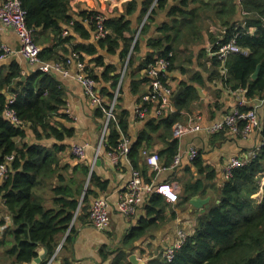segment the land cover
<instances>
[{"label":"trees","instance_id":"obj_1","mask_svg":"<svg viewBox=\"0 0 264 264\" xmlns=\"http://www.w3.org/2000/svg\"><path fill=\"white\" fill-rule=\"evenodd\" d=\"M19 1L25 10L26 27L32 30L33 42L41 49L39 59L44 63H62L64 67H71L68 61L75 54L76 60L85 63L89 76L96 81L104 102L110 101L117 89L120 93L126 76L131 75L130 92L137 95V103L142 102L144 107L150 108L151 102L142 101V96L150 89V78L145 72L144 76L139 77L132 71L128 74L129 70L134 67L145 70L157 58L168 57L170 53L168 69L170 73L180 48L186 50L201 43L203 27L200 21L206 14L223 27V32L218 37L208 33V39L212 44L209 53L217 51L231 38H234L239 48V52L230 54L224 62L211 55L208 67L204 65L205 63H200V59L207 55L205 50L197 54V63L207 71L208 82L217 87L211 90L214 95L212 96L217 99L224 91L231 93L246 90L247 99L264 97V0H239L244 16L236 21L237 4L234 0H173L174 4L168 11V17L173 21L171 24L168 22L162 24L158 36L148 40L150 52L137 66L133 54L129 55L127 62L129 69L122 79V70L115 72L116 68L105 64L102 56L96 53L99 47L112 54L122 45L120 56L124 60L127 58L132 46L133 33L124 19L102 18L103 28L108 30V34L95 38L97 30L95 19L101 16L95 10H81L77 17H73L71 0ZM152 2L153 0L143 2L142 15L151 8ZM166 6L167 0H156V5L150 9L141 28V34L147 33V22L152 14ZM135 9V0L125 2L126 14ZM64 30L68 31L66 35H63ZM48 34L53 35L50 43L41 47L44 42H48V39H45ZM92 38H95L97 47L93 42H89ZM137 43L138 41L134 43L133 51ZM185 60L189 62V56H186ZM1 61L0 163L9 155H13V160L10 162L11 171L0 181V196L10 215V225L0 216V227H4L0 230V245L6 244V238L9 237L11 246L6 253L13 257L15 264H29L37 257L39 246L47 249L46 259H49L55 254L63 235L66 234V237L62 246L72 240L76 233L73 221H80L88 216L90 198H96L100 192H104L107 189V181L102 180L88 164L83 163L81 175L86 186L84 183L68 179L65 186L52 188L56 192L52 194V207H45L44 196L39 191L48 188L54 174H58L59 154L67 148L63 142H58L74 135L73 128L62 126L58 129L50 123V118L64 104V90L54 71L36 69L22 74L23 65L16 58L11 56ZM257 65H260L258 75L252 79L251 75ZM98 68H101L99 73L96 70ZM168 81L169 74L163 83L166 84ZM191 81V85L185 81L180 83L183 91L172 102L173 111L160 117H148L144 121L143 130L129 145L127 158L133 169L140 171L142 182L148 181L147 168L142 160L143 151L148 153L154 143H162L157 155L165 168L172 165L174 157L178 154V138L173 137V126L183 122L184 113H189L192 104L199 98L193 85L194 83L204 85L199 70L194 72ZM107 82L109 86L105 85ZM119 100L118 97L114 105L115 118L109 121L108 131L102 143L107 151L116 149L121 134L126 135L128 131V113L121 109ZM212 103L211 107L217 111L220 107L218 101ZM6 108L12 109L24 126L17 127L7 120L4 114ZM240 108L247 109L245 106ZM96 114L103 118L100 107L96 109ZM27 128L31 129L38 140L54 137L56 142L50 146L26 143L24 138ZM259 131L262 145L255 156L242 166L233 168L231 175L222 178L218 186L214 183L217 175L215 170L203 165L198 153L192 162L197 177L183 182L181 200L188 202L196 196H205L206 189L210 188L216 191L217 201L212 200L205 205L194 229L185 233L182 244L174 251L171 259L162 253L149 258L145 264H264V184L262 199L258 201L254 197L259 193L261 180L264 178V117L261 118ZM217 134L220 135L221 143L225 142L229 135L225 129H221L212 133L211 137ZM185 170H188V167ZM148 196L143 205L145 216L129 229L124 237L125 244L138 239L163 221L162 212L167 204L157 193ZM101 255L103 258L107 256L104 251ZM126 257L127 254L119 249L111 264H130L126 262ZM54 258L56 259V255ZM46 259L40 264H46ZM58 264L72 263L68 259H63Z\"/></svg>","mask_w":264,"mask_h":264},{"label":"crops","instance_id":"obj_2","mask_svg":"<svg viewBox=\"0 0 264 264\" xmlns=\"http://www.w3.org/2000/svg\"><path fill=\"white\" fill-rule=\"evenodd\" d=\"M127 1L128 0H71L70 7L73 17H77L78 12L81 10H95L105 15L107 19H124L133 33V41H138L136 49L134 51L131 49L130 51V55L133 54L135 66H137L139 61L150 52L148 40L158 36V30L162 24L166 22L171 24L173 21V19L168 17V11L174 4V1L167 0V6L165 8L157 9L156 12L152 14L150 20L147 22L148 30L146 34H141V28L150 11L149 9L147 13L143 15L141 13L142 4L145 0H135L136 9L133 12L126 14L125 2ZM234 3L237 4L235 21L241 20L242 16H244V12L241 9L239 0H234ZM200 25L203 27L201 43L194 45L192 48L189 47L186 50L180 48L176 53L177 59L174 63V68L169 73L168 81L169 87L172 90H177L182 86L180 84L182 81L188 82V84L191 85V78L194 72L199 70L204 85L201 86L197 83H194L193 85L195 88L196 86L201 88L203 96H199L198 100L192 104L189 113H184L182 122L185 124L191 118L196 122L199 129L195 132L187 133L178 139V154L180 158L176 165H173L172 163L171 166L165 168L160 162V169L155 170L145 163L144 156L142 155V160L147 168L146 178L148 180L143 183L150 184L151 186L162 183L169 184L173 187L175 193L178 194V200L176 202H170L159 194L163 202L167 204L162 212V223H158L156 227L148 230L144 235L128 244L124 243V237L129 229L132 226L137 225L138 221L145 216L143 205L149 196H147L146 193H143L144 200L137 206L135 213L131 217H124L117 211L116 205L118 198L131 178L133 167L127 158V154L120 155L116 161H113L107 156L108 151L105 150L103 145H100L98 148L104 118L99 117L96 114L97 107L91 104L90 100L84 93L83 87L78 80L73 77L75 75L73 67L68 74L54 72L56 79L60 82L64 90V104L59 108L57 113L50 118V123L55 125L58 129L62 126L73 128L74 135L71 138H66L63 141L58 142H63L67 145V148L59 154V165L57 167V173L59 176H57L58 174H54L49 182V187L44 188V190H40L39 192L44 196L45 207L51 208L52 194H56L52 188L65 186L70 178L76 183H84L86 186L85 180L83 181L81 175V167H83V163L88 164L96 175L102 180L107 181V189L104 192H100L97 197L104 199L108 203L110 220L103 231L96 230L89 223L88 216L83 217L80 221L74 220L73 223L75 222L74 226L76 233L72 240L63 246L62 244L65 240L66 234L61 237L56 249L58 250L56 252V259L54 258L52 264H58L63 259H68L72 264H111L116 256V251L119 249L123 250L127 254V257L129 253H134L137 258L145 264L149 258L156 257L164 253L167 249L173 247L178 238L177 234L179 230H182L185 233L192 231L197 218L202 213L205 205L212 200L217 201L216 191L210 188L206 189L205 196H196L192 198L207 199L199 207L192 206L189 202L190 200L188 202L181 200L183 182L197 177L192 161L187 158V151L190 148L197 149L198 153H200L202 164L208 165L215 170L217 175L214 183L218 186L222 179V169L229 159L236 156L241 157L247 151L254 150L259 146L261 142L259 130H254L245 137L227 135V140L223 143L220 142V135L217 134L216 136L211 137V134L208 131V128L214 122L221 119L223 115L234 107L244 96L243 92L239 90L231 93L224 91L217 99L213 97L214 95L211 90L217 87L212 82H208V73L202 69L201 65H198L196 56L199 51L204 49L207 55H204L200 59V63H205L204 65L206 67L210 65L208 60L211 55L208 53V48L211 42L208 39V33L210 32L215 35V37H218L223 32V27L218 24L217 20L214 19L212 21L208 14L201 17ZM52 36V34H48L45 38L48 39V42H44L43 45L40 46H48ZM81 40L82 41H79L85 42L83 39ZM0 42L9 46L13 50L11 56L16 58L23 65L21 66L22 74H27L32 70L39 69V63L31 65L22 58V55L19 53L20 40L18 36L11 28L3 26L1 23ZM89 42H93L97 47L95 38H92ZM120 44H122V42H120ZM121 49L122 45L118 47L115 53L109 54L105 50H101L97 47L96 54L102 56L105 64L113 65L116 68L115 72H119L124 67V70L126 71H123V74L125 72L127 74L129 69L127 68V59L124 60L121 58ZM11 56L8 57V59L11 58ZM186 56H189V62L185 60ZM1 62L2 61L0 60V63ZM183 69H186L187 71H182ZM96 70H98L99 73L101 68ZM131 71L137 77L144 76L143 70H140L138 67L130 69L128 74H130ZM130 79L131 75L126 76L119 95L121 109L127 111L129 119L127 134H121L120 142L126 141L128 146L131 144V141L137 137L138 133L143 130L145 124L144 121L148 117L156 116L151 111L141 119L135 117V108L138 105L137 95L130 92ZM105 85L109 86V82ZM260 99L261 98L254 100L246 99L244 105L254 107L258 115H261L260 117L262 118L264 117V103H262ZM215 100H217L220 105L217 111L211 107V103ZM24 141L29 144L39 143L46 146H50L56 142L54 137H44L40 140L36 139L30 128L26 129V137L24 138ZM75 144L85 146V155L82 159H74L70 155V148ZM162 145V143H154L153 146L149 148L150 152L148 153H157V150L161 148ZM96 152H98L96 159L101 161L99 165L95 163ZM186 167H188V170H185ZM59 177H63V179H60ZM263 184L264 178L261 180L259 193L254 196L258 201L262 199ZM92 199L94 198L91 197L90 202ZM0 216L4 217L6 223L10 225V215L7 213L1 196ZM10 246L11 239L7 237L6 244L0 245V264H15L13 262V257L6 253ZM43 247L44 246H39V248H37L38 252L42 250ZM102 251L107 254L106 258H103L101 255ZM127 251L129 253H127ZM46 257L47 249L44 260ZM127 257L126 262H129ZM32 264L37 263L33 261Z\"/></svg>","mask_w":264,"mask_h":264},{"label":"built area","instance_id":"obj_3","mask_svg":"<svg viewBox=\"0 0 264 264\" xmlns=\"http://www.w3.org/2000/svg\"><path fill=\"white\" fill-rule=\"evenodd\" d=\"M98 22L96 37H104L108 34V30L103 28L102 25V17H96ZM0 23L5 26L11 28L20 40V50L19 53L22 57L31 64L39 63V69L49 72L56 71L61 72L63 74H68L70 68L73 67L75 71V76L77 77L78 82L84 89L85 95L90 100L91 104L94 106L101 107L104 114V124L102 127V134L100 135V142L102 141L104 135L106 134L109 121L115 118L114 114V104L116 103L118 93H115L113 98L104 103L102 96L98 91L97 83L91 78L86 69L85 64L76 60V55L73 54L72 57L69 58L68 63L71 64V67H64L62 63H44L39 59L40 47L33 42L32 30L26 27L25 23V10L21 7L19 0H0ZM67 32H63V35H66ZM208 48V53L210 51V47ZM239 52L238 46L235 44L234 38H231L227 43L222 44L217 51L213 53H209L212 56H216L217 59L221 62H224L227 57L232 54ZM13 53V50L9 48V46L0 42V60L6 59L10 57ZM168 57H159L156 61L150 64L146 73L150 78L149 87L150 89L145 93L142 97L143 101L151 102L152 105L149 107H144L143 103H140L135 108V117L137 119H141L145 117L149 112H153L156 116H163L169 111H172V103L170 101V97L172 95L173 90L169 87L168 83L164 84L163 80L167 76L168 67L170 65V60ZM42 63V64H40ZM239 91V90H237ZM235 91V92H237ZM243 92V96L245 97L246 90H240ZM242 97L234 107H232L229 111H227L221 119L214 122L209 128L208 131L210 134L214 132H218L221 129H225L229 136H247L250 132L254 130H259L261 125V118L259 117L256 109L254 107H248L244 105L246 99ZM250 100V99H247ZM254 100V99H252ZM262 103H264V97L260 99ZM107 104V105H105ZM240 106L247 107L246 110H241ZM250 108V109H248ZM5 117L7 120L15 119V113L12 109L6 108L4 111ZM17 127H22L24 124L21 123L19 125H15ZM198 125L193 119H189L187 123H176L173 126V137L180 138L181 136L197 131ZM264 141V140H263ZM262 145V140L258 147L254 150L247 151L240 158H232L229 162H227L222 169V178H227L231 175L232 169L238 166H242L243 164L250 161L254 156L258 148ZM129 146L126 141H121L117 148L108 151L107 156L116 161L120 155H126L128 153ZM70 154L74 158L82 159L85 155V146L83 145H73L70 148ZM98 152L95 154V158L97 157ZM144 161L145 163L155 169H160V161L157 153H146L143 151ZM198 151L195 148H190L187 151V158L190 161H193L197 157ZM179 155V154H177ZM243 157V158H242ZM13 160V155L6 156L4 161L0 163V181L6 178L7 174L11 171L10 162ZM177 159H174L173 165H176ZM150 184H146L142 182L140 171L134 170L131 173V178L126 184L125 189L121 192L116 209L117 211L124 217H131L137 208V206L143 200V193H146L147 196L151 193H158L162 195L166 200L170 202H174L178 199V194L175 193L173 187L169 184L162 183L157 185L155 188ZM88 220L89 223L98 231H103L110 220V213L108 208V203L101 198H94L90 202L88 209ZM4 227H0L2 230ZM185 238V232L182 230L178 231V240L175 245L169 249H167L163 255L171 259L173 257V253L176 249L180 247L183 240ZM52 259V258H51ZM51 259L46 262V264H50Z\"/></svg>","mask_w":264,"mask_h":264},{"label":"water","instance_id":"obj_4","mask_svg":"<svg viewBox=\"0 0 264 264\" xmlns=\"http://www.w3.org/2000/svg\"><path fill=\"white\" fill-rule=\"evenodd\" d=\"M204 1H207V0H204ZM79 40L82 41L81 39H79ZM259 68H260V65H257L255 71H254V72L252 73V75H251V78H252V79H255V78L257 77V75H258V71H259ZM196 89H197V91H198L199 96H200V97L203 96V92H202L201 88L198 87V86H196ZM182 91H183V87L181 86V87H179V88L176 90V92L173 94V96L171 97V101L173 102V101L175 100V98H176L177 96H179V94H180ZM100 162H101V161H100L99 159H96V162H95V163H96L97 165H99ZM205 200H207V199L195 198V199H190L189 202H190V204H191L192 206H194V207H199L202 203L205 202ZM127 253H129V252L127 251ZM45 256H46V248L43 247L42 250H40V251L38 252V255H37V257L34 259V261H35L36 263H39L41 260H43V259L45 258ZM127 259H128V261H129L131 264H143V262H141V261L137 258V256H136L134 253H129Z\"/></svg>","mask_w":264,"mask_h":264},{"label":"clouds","instance_id":"obj_5","mask_svg":"<svg viewBox=\"0 0 264 264\" xmlns=\"http://www.w3.org/2000/svg\"><path fill=\"white\" fill-rule=\"evenodd\" d=\"M156 5V0H153V2H152V4H151V8L152 7H154ZM150 8V9H151ZM97 12H99V11H97ZM100 13V12H99ZM100 15L102 16V18L104 19V18H106L105 17V15H103L102 13H100ZM94 37L95 38H99V37H96V33L94 34ZM136 41H133V39H132V46H131V49H132V47L134 46V43H135ZM211 45V44H210ZM131 49H130V51H131ZM170 54V53H169ZM168 54V55H169ZM129 55H130V53L128 54V56H127V62H128V58H129ZM125 59V60H126ZM81 61V60H80ZM83 62V61H82ZM84 63V62H83ZM85 64V63H84ZM170 66V65H169ZM72 68V67H71ZM70 68V69H71ZM147 69V68H146ZM146 69L145 70H143V73L145 72L146 73ZM168 69H169V67H168ZM87 71V70H86ZM123 71H126V70H124V67H123V69H122V71H121V79H122V77H123ZM50 72V71H49ZM54 72H56V71H54ZM88 73V72H87ZM123 74V75H122ZM168 74H169V70L167 71V76L166 77H168ZM89 75V74H88ZM146 75H147V73H146ZM92 78V77H91ZM95 81V80H94ZM149 81H150V79H149ZM96 82V81H95ZM120 84V83H119ZM169 85V84H168ZM98 86V85H97ZM98 91H99V88H98ZM176 92V90H173V92H172V95H171V97L173 96V94ZM115 93H118V97H119V95H120V93L118 92V89L114 92V95H115ZM113 95V96H114ZM117 97V98H118ZM143 97V96H142ZM171 97H170V101H171ZM113 98V97H112ZM143 101V100H142ZM105 103V102H104ZM140 103H142V102H140ZM140 103H138V104H140ZM171 103H172V101H171ZM105 105H107V104H105ZM97 108H98V106H96ZM173 107V106H172ZM101 108V107H100ZM173 111V110H172ZM169 112H171V111H169ZM169 112H167V113H169ZM102 113H103V111H102ZM166 113V114H167ZM166 114H164V115H166ZM163 115V116H164ZM158 117V116H157ZM160 117V116H159ZM103 118L105 119V117H104V114H103ZM182 123V122H181ZM104 124V123H103ZM103 127V126H102ZM102 131V130H101ZM107 131H108V128H107ZM107 131H106V134H107ZM106 134L104 135V137H103V139H102V141L100 142V140H99V145H98V148L100 147V145H102V143H103V140H104V138H105V136H106ZM101 135V134H100ZM261 140H262V138H261ZM120 143V142H119ZM196 149V148H195ZM112 151V150H111ZM71 155V154H70ZM98 155V154H97ZM198 155V154H197ZM72 156V155H71ZM73 157V156H72ZM74 158V157H73ZM97 158V157H96ZM95 158V159H96ZM74 159H79V158H74ZM194 161V160H193ZM192 161V162H193ZM158 194V193H157ZM178 200V199H177ZM176 201V200H175ZM89 221V220H88ZM58 250H56V252H57ZM56 252H55V254L51 257V258H49V259H46L47 261H49L50 259H51V262H50V264H52V262H53V260H54V256L56 255ZM36 258V257H35ZM34 258V259H35ZM34 259L29 263V264H32L33 263V261H34ZM41 261H44V259L43 260H41ZM41 261L39 262V263H37V264H40L41 263ZM35 262V261H34ZM36 263V262H35ZM24 264H26V263H24Z\"/></svg>","mask_w":264,"mask_h":264},{"label":"bare ground","instance_id":"obj_6","mask_svg":"<svg viewBox=\"0 0 264 264\" xmlns=\"http://www.w3.org/2000/svg\"><path fill=\"white\" fill-rule=\"evenodd\" d=\"M95 21H96V23L98 22V20H97V18L95 19ZM65 32H67L68 33V31L67 30H64ZM10 48V47H9ZM11 49V48H10ZM13 54V53H12ZM11 54V55H12ZM10 55V56H11ZM23 58V57H22ZM25 60V59H24ZM28 64H31V63H29L28 61H26ZM40 64H42V63H40ZM32 65V64H31ZM73 77H75L76 79H77V77L74 75ZM115 105V104H114ZM113 110H114V107H113ZM12 123H14V124H16V125H19L20 123H21V121L16 117L15 119H11L10 120ZM215 133V132H214ZM101 134H102V132H101ZM179 155H176L175 157H174V159H177V162H179ZM134 171V169L131 171V172H133ZM153 188H155V186L153 187ZM142 202V201H141Z\"/></svg>","mask_w":264,"mask_h":264},{"label":"rangeland","instance_id":"obj_7","mask_svg":"<svg viewBox=\"0 0 264 264\" xmlns=\"http://www.w3.org/2000/svg\"><path fill=\"white\" fill-rule=\"evenodd\" d=\"M102 132V131H101ZM101 134V133H100Z\"/></svg>","mask_w":264,"mask_h":264}]
</instances>
